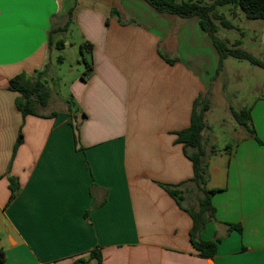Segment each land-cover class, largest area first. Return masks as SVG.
Masks as SVG:
<instances>
[{"label":"crops","instance_id":"0c3cea01","mask_svg":"<svg viewBox=\"0 0 264 264\" xmlns=\"http://www.w3.org/2000/svg\"><path fill=\"white\" fill-rule=\"evenodd\" d=\"M72 8L63 38L73 29L90 45L91 70L69 87L75 104L49 89L23 116L10 80L46 81L51 31ZM0 19V264H98L94 251L101 264H264V98L241 109L253 133L237 123L226 151L213 149L205 114L207 188L219 191L198 237L217 252L203 257L191 242L188 211L202 193L177 132L196 100L209 104L217 70L198 18L144 0H12ZM166 186L182 191V207Z\"/></svg>","mask_w":264,"mask_h":264},{"label":"trees","instance_id":"16d2710c","mask_svg":"<svg viewBox=\"0 0 264 264\" xmlns=\"http://www.w3.org/2000/svg\"><path fill=\"white\" fill-rule=\"evenodd\" d=\"M158 13L172 14L182 19L198 18L201 29L206 33L208 40L214 47L218 54V66L216 73L221 71L224 66V60L228 57H233L238 60H245L253 65L264 69V61L255 57L247 50L240 47L241 42L236 41L233 47H229L227 42L220 38L218 33V24L226 29H233L234 26L223 14L219 12V8L225 5H231L234 9H240L247 19L263 20L264 21V0H212L210 3L202 1H182L177 0H144ZM74 9H70L67 13V20L64 26L53 28L50 34V45L61 49L64 47L65 39L61 33L67 31V28L72 22ZM81 51L90 50V45H81ZM163 58L169 62L174 63L178 59L168 58L161 53ZM82 78L86 79L91 66L88 62ZM9 89L19 93L16 99V107L23 116L37 115V106H46L50 98V91L46 87L45 82L41 79V73L36 72L33 78L20 74L10 80ZM68 107L71 109V104L68 102ZM209 110L207 102H199L196 100L191 114V123L188 128L177 132V142L183 145L187 157L193 163L194 177L193 182L202 193L198 199V209L188 211L193 220V228L191 230V242L194 248L200 252L203 257H213L217 252V244L212 241H204L198 237L199 232L207 225L209 221L215 217V208L212 204V196L219 191V189H208L207 183L209 178L208 163L205 158V150L203 148L202 132L206 127L205 114ZM236 122L253 133L250 128V112L248 109L240 110V112L232 111ZM22 142V134L19 135L17 145ZM262 143L261 141H258ZM193 148L195 151L188 153V149ZM9 188L11 191L9 201H12L18 192V183L12 177L9 178ZM170 195L182 207V191L177 188L166 186ZM92 258L98 260L101 264V255L99 252H92ZM3 254L0 253V263L3 262Z\"/></svg>","mask_w":264,"mask_h":264},{"label":"rangeland","instance_id":"374dc122","mask_svg":"<svg viewBox=\"0 0 264 264\" xmlns=\"http://www.w3.org/2000/svg\"><path fill=\"white\" fill-rule=\"evenodd\" d=\"M203 1L210 3L212 0ZM219 12L232 22L234 28L226 29L217 22V35L225 40L229 47L240 41L241 48L264 61V21L247 19L240 9H234L231 5L220 7ZM64 33L67 31L61 33L62 37ZM64 39V47H54L51 52L44 81L54 97L73 101L69 87L76 77L82 76L86 69L85 63L91 61L86 50L81 51V38L76 30L72 29ZM210 49L218 66V54L212 45ZM215 75L208 98L209 111L206 113V122L212 135L213 149L219 152L226 151L229 147L234 148L241 139V135H237L236 131L239 125L230 110L240 112L257 99L264 98V69L248 61L228 57L224 60L223 69ZM73 102L75 104V100ZM71 110H75L72 104Z\"/></svg>","mask_w":264,"mask_h":264},{"label":"snow or ice","instance_id":"6c2138e0","mask_svg":"<svg viewBox=\"0 0 264 264\" xmlns=\"http://www.w3.org/2000/svg\"><path fill=\"white\" fill-rule=\"evenodd\" d=\"M6 2H12V0H0V10H2V7ZM0 28H2V19H0ZM0 35H2V31H0Z\"/></svg>","mask_w":264,"mask_h":264},{"label":"built area","instance_id":"2783aa9c","mask_svg":"<svg viewBox=\"0 0 264 264\" xmlns=\"http://www.w3.org/2000/svg\"><path fill=\"white\" fill-rule=\"evenodd\" d=\"M1 253V252H0Z\"/></svg>","mask_w":264,"mask_h":264}]
</instances>
